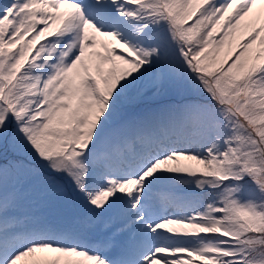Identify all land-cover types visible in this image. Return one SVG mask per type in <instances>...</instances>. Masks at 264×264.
I'll use <instances>...</instances> for the list:
<instances>
[{"label": "snow or ice", "instance_id": "snow-or-ice-1", "mask_svg": "<svg viewBox=\"0 0 264 264\" xmlns=\"http://www.w3.org/2000/svg\"><path fill=\"white\" fill-rule=\"evenodd\" d=\"M0 161V264H264V0H0Z\"/></svg>", "mask_w": 264, "mask_h": 264}, {"label": "rangeland", "instance_id": "rangeland-1", "mask_svg": "<svg viewBox=\"0 0 264 264\" xmlns=\"http://www.w3.org/2000/svg\"><path fill=\"white\" fill-rule=\"evenodd\" d=\"M0 162H2V161H0ZM42 211H44L45 213H48L49 215H51L53 217H58L61 209H59L57 207H50V208H44V209H42Z\"/></svg>", "mask_w": 264, "mask_h": 264}]
</instances>
